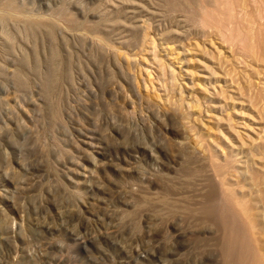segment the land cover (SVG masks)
Listing matches in <instances>:
<instances>
[{
  "label": "rangeland",
  "instance_id": "obj_1",
  "mask_svg": "<svg viewBox=\"0 0 264 264\" xmlns=\"http://www.w3.org/2000/svg\"><path fill=\"white\" fill-rule=\"evenodd\" d=\"M263 55L264 0H0V264H221L215 147L264 125Z\"/></svg>",
  "mask_w": 264,
  "mask_h": 264
},
{
  "label": "bare ground",
  "instance_id": "obj_2",
  "mask_svg": "<svg viewBox=\"0 0 264 264\" xmlns=\"http://www.w3.org/2000/svg\"><path fill=\"white\" fill-rule=\"evenodd\" d=\"M167 48L168 47L165 46L162 49V51L165 53H168ZM212 48L214 49L215 52H217L218 54H221V51L219 50L220 47L212 46ZM144 60L147 61V59H144ZM236 62L239 65L243 64L246 68L249 67L248 64L241 63V61L237 60ZM145 66L146 65H143L142 70L143 72L145 71L144 77H148ZM169 69H170L169 71L171 74H173L174 76L175 74H178L179 76L178 75L177 76L179 77V79L180 80L182 79L184 81L183 84L185 86L187 85V81L184 79L183 77L184 75L181 73V67L178 68L176 71L175 69L171 67ZM143 81H145V79ZM172 81L174 82L175 80H172ZM246 84H247V87H250L251 85H253L252 82L250 83V78L246 82ZM228 85H230L232 89L234 90H237V89L239 90L240 88L238 84L235 85L232 79H229ZM145 87H147V85H145ZM164 87L166 88V86ZM219 90H221V92L224 91L223 89H220V88ZM179 92H182V91L179 90ZM182 97L183 96H181L180 99L183 100ZM194 100L196 101V99ZM195 105H197V109H195L196 114L197 116H199L198 114L200 113V108H199L200 106L198 103ZM193 109L192 110L190 109V110L193 112ZM187 111H189V109ZM197 116H196L197 118L196 120L200 121L201 126L204 128L202 117L200 116L197 117ZM246 120H243V122L238 121V122L232 123L231 122L232 119L229 118V123H227L226 127L229 130V132L232 134V137L231 139H230V136L228 135L223 137L224 140H226L228 149L225 150L219 146L215 147L216 151H218V155H215V157L217 160L221 162L224 168V171H223L224 173L223 172L219 173L217 177V180L220 184V189H221L220 191H221V195L223 198V202H218L217 199H214L213 197H211V199L207 201L203 209L206 215L217 216L220 222H222V225L224 228L223 240L220 243L221 244V254H222L221 264H247V260H248V264H264V252L262 251L264 247V125L259 124L257 121V118L249 117L248 122ZM190 126L192 127V125ZM241 126H243V128H240ZM232 139H235L237 143H235ZM234 144L235 145L238 144L239 146L238 149L234 148L235 147ZM256 144L263 145L260 152L258 153L259 156L257 155L258 157L253 155L252 150L249 149V147L255 146ZM246 145L248 147L247 150L249 154V159H245L244 161L245 163L244 165H242V168H244L245 179L248 178L247 189H246L247 191H245L242 187H240V189L235 188V186H232L231 183L227 181V177H226V176H229L230 179L231 177H233L235 180H237L235 169L232 167H229L228 162L231 160H234V159H231V156L233 155L237 156L239 154H242L240 151L241 149L246 147ZM234 161L236 162L237 159H235ZM237 163H240V162H237Z\"/></svg>",
  "mask_w": 264,
  "mask_h": 264
}]
</instances>
